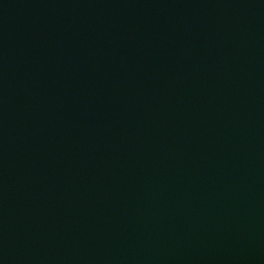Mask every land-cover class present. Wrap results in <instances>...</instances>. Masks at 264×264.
I'll return each instance as SVG.
<instances>
[{"label": "water", "instance_id": "water-1", "mask_svg": "<svg viewBox=\"0 0 264 264\" xmlns=\"http://www.w3.org/2000/svg\"><path fill=\"white\" fill-rule=\"evenodd\" d=\"M0 264H264V0H0Z\"/></svg>", "mask_w": 264, "mask_h": 264}]
</instances>
